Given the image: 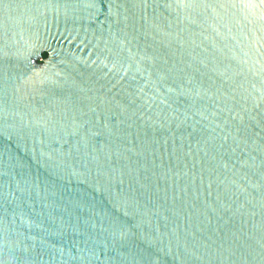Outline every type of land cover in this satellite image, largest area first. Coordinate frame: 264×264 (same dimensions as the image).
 I'll use <instances>...</instances> for the list:
<instances>
[{"label":"water","instance_id":"95a60500","mask_svg":"<svg viewBox=\"0 0 264 264\" xmlns=\"http://www.w3.org/2000/svg\"><path fill=\"white\" fill-rule=\"evenodd\" d=\"M0 264H264V0H0Z\"/></svg>","mask_w":264,"mask_h":264}]
</instances>
